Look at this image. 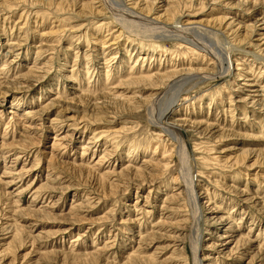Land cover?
Returning a JSON list of instances; mask_svg holds the SVG:
<instances>
[{
    "label": "rangeland",
    "instance_id": "rangeland-1",
    "mask_svg": "<svg viewBox=\"0 0 264 264\" xmlns=\"http://www.w3.org/2000/svg\"><path fill=\"white\" fill-rule=\"evenodd\" d=\"M59 1L0 0V264H195L197 205L188 190L172 197L184 178L264 254V109L251 103L264 105V0ZM189 20L202 31H174ZM171 67L189 75L133 81ZM167 114L185 120L183 153ZM129 148L151 161L138 177ZM239 253L216 264H247Z\"/></svg>",
    "mask_w": 264,
    "mask_h": 264
},
{
    "label": "bare ground",
    "instance_id": "bare-ground-1",
    "mask_svg": "<svg viewBox=\"0 0 264 264\" xmlns=\"http://www.w3.org/2000/svg\"><path fill=\"white\" fill-rule=\"evenodd\" d=\"M100 0H98V2H99ZM139 1L140 0H130V2H129V4H130V6L129 7H132V9H135V10H138V6H139ZM35 2V1H34ZM63 2H64V0H60L59 2H58V4H57V10H59V11H61V10H63V9H65L67 6L65 5V4H63ZM95 3H97L96 1H93L92 3H90V4H95ZM99 4V3H98ZM97 4V5H98ZM128 4V5H129ZM52 5V3H47L46 4V6H48V7H50ZM45 8V7H44ZM101 8V7H100ZM91 10H93V11H95L96 9H97V7H95V6H93V7H91L90 8ZM56 10V11H57ZM125 11V10H124ZM133 11V10H132ZM142 11H143V9H139V12H141L142 13ZM98 12V11H97ZM100 12V11H99ZM165 13V12H164ZM164 13L163 14H161L160 16H158V17H154L153 18V20H156L157 21V19H159L160 20V18L163 16H165L164 15ZM139 14V13H138ZM132 16V15H131ZM147 18V17H146ZM156 18V19H155ZM131 20V19H130ZM171 20V19H170ZM177 20V19H176ZM165 21V20H164ZM149 22V21H148ZM152 21H150V23H151ZM162 22V21H161ZM165 22H167V21H165ZM156 24H157V22H155ZM159 24H157V26H159V25H161L160 24V21L158 22ZM185 23V26H184V28H180V31L178 30V28H177V30H176V28H175V30L174 31H176L178 34L179 33H185L186 35H188L186 32L187 31H196V33H197V30H198V32H199V30L200 31H202L199 27H201V26H199V27H197L198 25H194V24H197V22L196 21H193V20H189V21H185L184 22ZM177 24V23H176ZM182 24H183V22H182ZM146 25V24H145ZM144 25V26H145ZM151 25H152V23H151ZM173 25H175V22H174V24ZM172 25V26H173ZM178 25V24H177ZM181 25V24H180ZM184 25V24H183ZM231 25V22L229 23V24H227L226 25V28H228L229 26ZM179 26V25H178ZM181 27V26H180ZM136 28V27H135ZM157 28V27H156ZM138 29V28H137ZM204 30V29H203ZM137 31V30H136ZM173 31V32H174ZM206 31V30H205ZM172 32V31H171ZM192 32V33H193ZM118 33V32H117ZM120 33V32H119ZM138 33V32H137ZM167 33V32H166ZM205 33V32H204ZM202 34V33H201ZM232 34V33H231ZM121 35V34H120ZM140 35V34H139ZM163 35V34H162ZM181 35V34H180ZM199 35V34H198ZM233 35V34H232ZM153 36V35H152ZM179 36V35H178ZM191 36V35H190ZM140 37V36H139ZM154 37V36H153ZM160 37V36H159ZM162 37V36H161ZM181 37V36H180ZM207 37H209V36H207ZM217 37V36H216ZM114 38V37H113ZM120 38V37H119ZM176 38H177V36H176ZM179 38V37H178ZM232 38H234V40L235 41H237V42H244V40H245V36H244V38H242V40H239L235 35H234V37H232ZM121 39V38H120ZM146 39V38H145ZM180 39V38H179ZM217 39V38H216ZM114 40V39H113ZM147 40V39H146ZM181 40V39H180ZM210 40V39H209ZM181 41H184V42H188L187 44L189 45V46H193V47H196V46H198V47H196L197 49H200L201 50V46H199L198 44L197 45H195L194 46V44H191V43H194V42H192L191 40V43H189V40L188 39H185V38H183V40H181ZM180 41V42H181ZM210 41H212V39L210 40ZM234 41V42H235ZM107 42V41H106ZM216 42V41H215ZM105 43V42H104ZM110 43V42H109ZM109 43H107V44H109ZM186 43H185V45H182V44H180L181 45V47H180V45H179V48H178V50H180V52H186V53H192V48H190V47H188L187 45H186ZM203 43V42H202ZM238 43V44H239ZM103 44V43H102ZM102 44H101V46H102ZM206 44V43H205ZM110 45H112V44H110ZM211 45V44H210ZM106 46V45H105ZM104 46V47H105ZM110 48H112V46L110 47ZM134 48V47H133ZM175 48V47H174ZM195 48V49H196ZM123 49V48H122ZM192 49V50H191ZM194 49V50H195ZM230 49V48H229ZM103 50V49H102ZM107 50V49H106ZM121 50V49H120ZM136 50V49H135ZM139 50V49H138ZM137 50V51H138ZM232 50H233V48H232ZM119 51V50H118ZM125 51V50H124ZM126 51H128V50H126ZM132 51V50H131ZM163 51V50H162ZM197 51V50H196ZM203 52H204V54L206 53V54H208V55H210V56H214L215 54H216V52H214V51H205V50H202ZM259 52H261V53H264L262 50H258ZM107 52V51H106ZM115 52V51H114ZM113 52V53H114ZM120 52V51H119ZM133 52V51H132ZM164 53H165V51H163ZM227 53H223V56H224V61H225V65H227L228 66V68L226 67V69H224V71H223V73L225 74V72L226 73H230V71H229V65H231V61H230V56L228 55L229 53V50L228 51H226ZM102 53V52H101ZM130 53V52H129ZM177 53V52H176ZM220 53V52H219ZM108 54V53H107ZM109 55V54H108ZM128 55V54H127ZM147 55V54H146ZM153 55H154V53H153ZM182 55V54H181ZM263 56H264V54H262ZM143 56V55H142ZM151 56V55H150ZM160 56V55H159ZM190 56V55H189ZM112 57V56H111ZM145 57V56H144ZM153 57V56H152ZM257 57V56H256ZM255 57V58H256ZM261 57L262 56H260V61H261ZM112 58H114V57H112ZM191 58V57H190ZM142 59H144V58H142ZM213 59V58H212ZM212 61V60H211ZM240 61H241V59H240ZM248 61V60H247ZM137 62V61H136ZM135 62V63H136ZM263 62V61H262ZM253 64V63H252ZM214 66V65H213ZM243 66V65H242ZM172 68V67H171ZM171 68H170V70H171ZM251 68V67H250ZM174 68H172V70H171V72H169L168 70H162V68H161V70H158L154 75H149L150 73H146V74H143V75H141L140 74V77H138L137 79H135V80H133V81H138V80H151V79H154V78H158L160 81V83L161 84H164L163 82H167V81H169L168 79L169 78H173V76L175 75V74H177L178 75V73L181 75V74H188L189 73V69H185V68H182V69H180V70H178L177 72L176 71H174L173 70ZM150 70V69H149ZM177 70V69H176ZM214 70V69H213ZM223 70V69H222ZM251 70V69H250ZM141 71V70H140ZM148 72V71H147ZM162 72V73H161ZM241 73V72H240ZM152 74V73H151ZM248 74H250L249 72H245V75H242V74H239V73H237L236 75H235V77H237L236 79H238V80H236V81H242L241 80V78H239V77H243L242 79H245V81H252L251 79L249 80V79H247L246 78V75H248ZM161 75H164V76H161ZM189 75V74H188ZM176 77V76H175ZM186 78V77H185ZM188 78V77H187ZM211 78H212V76H211ZM210 78V79H211ZM131 79V78H130ZM253 82H254V80H253ZM179 83V82H178ZM167 84H169L168 82H167ZM153 85V84H152ZM159 85V84H158ZM154 86V85H153ZM170 87H171V85H170ZM248 87H250V88H253V87H255V85L254 84H252V83H250V85H248ZM168 88V87H167ZM156 89H158V88H156ZM165 90H166V88H164ZM169 89V88H168ZM240 88L239 87H237V86H235V90H234V92H238V91H240L239 90ZM160 90V88L157 90L158 92H160L159 91ZM252 92H256V91H252ZM157 92H155L154 93V98L155 97H157L158 98V96H160V93H158V94H156ZM230 97V96H229ZM187 98V97H186ZM185 98V99H186ZM184 99V100H185ZM247 99V97L246 98H244V99H242L241 101H245ZM250 99V98H249ZM15 100H19V98H15ZM14 100V101H15ZM160 100V99H159ZM187 100V99H186ZM261 101V100H260ZM263 101V100H262ZM159 102V101H158ZM184 102V101H183ZM258 101H253V100H251V103H256L257 105H259L260 107H261V109H264V105L262 104V103H260V102H258ZM154 104H157V103H154ZM186 104V103H185ZM16 105V104H15ZM152 106V105H151ZM156 107V106H155ZM158 107V106H157ZM187 107V106H186ZM9 113H11V112H9ZM28 113L29 112H25L22 116H23V119L25 120V119H27L28 118ZM176 114H177V112H175ZM164 115V114H163ZM173 115V114H172ZM17 117V116H16ZM164 119H166V121L168 122L169 120L171 121V122H169L170 124L169 125H167V123H165V125H167L168 126V128H167V131L168 132H170L172 135H173V139H175L176 140V143H178V146H179V148H180V152H182V151H184V149H185V146L183 145V142L182 141H180V140H182V136L180 137L179 135H178V131H179V127H182L183 126V123H185V120H181V119H172V116H171V114H167L165 117H163ZM202 125V123H199V122H192V125ZM28 126V125H27ZM160 126V125H159ZM209 126H211V127H214V126H212V125H205V127H208L209 128ZM166 131V132H167ZM84 133V132H83ZM59 135L57 134V135H55V137H58ZM82 137V136H81ZM63 138H64V136L63 137H60L59 139H62V141H63ZM56 139H54V141H55ZM59 141V140H58ZM90 143V142H89ZM59 144H62V143H59ZM58 144V145H59ZM88 144V143H87ZM5 145V144H4ZM3 145V146H4ZM115 145V144H114ZM52 147H53V144L51 145ZM88 146V145H87ZM87 146H85V147H87ZM89 146H91V145H89ZM166 147V146H165ZM94 150L96 149V146L94 145L93 147H92ZM89 149V147L88 148H85L84 150H88ZM91 150V149H90ZM83 151V150H82ZM154 151V150H153ZM85 152V151H84ZM155 152V151H154ZM4 151H0V155L2 156V155H4ZM108 153V152H107ZM183 153V152H182ZM6 154V153H5ZM154 154V153H153ZM155 154H157V153H155ZM184 155H186L187 156V154L185 153ZM17 156V155H16ZM102 156H103V154H102ZM102 156H100L99 157V159H101L102 158ZM105 156H107V155H105ZM123 162H125V165H126V167L124 168V170L126 171V170H128V171H133V173H132V175H134V176H136V177H138L137 175H139L140 174V172H142V171H139L140 169H142V170H144V168L147 166V167H149V169L151 168V166L149 165V163L151 162V161H143V163L142 164H140V166H138L137 165V162L135 161V159H136V154L133 152V150H131V148H129L126 152H124L123 153ZM147 156V155H146ZM158 156V155H157ZM185 156V158H188V157H186ZM150 157V156H149ZM167 157V156H166ZM166 157H165V161H166ZM154 158H156L155 156H154ZM168 158V157H167ZM4 159H5V157H4ZM17 159H19V158H16V160ZM147 159V158H146ZM161 159V158H160ZM164 159V158H163ZM170 159V158H169ZM6 160V159H5ZM149 160H151V159H149ZM156 160V159H155ZM216 160V159H215ZM4 161V160H3ZM164 161V160H163ZM168 161V160H167ZM100 161L98 160V161H95V163L93 164V168H95V167H98L99 166V163ZM172 162V161H171ZM1 163H2V161H1ZM101 163V162H100ZM173 163V162H172ZM169 165V164H168ZM157 166H158V164H157ZM161 166H162V164H161ZM164 166V165H163ZM169 166H171V165H169ZM92 166H90V168H91ZM134 167H136V168H134ZM131 168H134V169H131ZM154 168V167H153ZM170 168V167H169ZM97 169V168H96ZM163 169H165L164 167H163ZM123 170V169H122ZM135 170V171H134ZM152 170V169H151ZM162 171V170H161ZM183 171V170H182ZM108 172V171H107ZM121 173V172H120ZM183 174V173H182ZM110 175V174H109ZM179 176V175H178ZM200 176V175H199ZM177 177V176H176ZM183 177V176H182ZM190 177V176H189ZM226 178H228V176L226 175L225 176ZM225 177H223V178H225ZM237 179V176H233V178L231 179L233 182L235 181ZM174 180V179H173ZM173 180H171V181H173ZM185 182H184V184L183 185H181V187H182V189L181 190H179L177 193H175L174 195H172V197L174 198V199H177V197L179 196V195H186L185 193H186V191L188 190V193H190V195H191V197H192V199H193V201H194V204L195 205H197V206H195V210H194V214H198V217L197 218H195L196 219V222H195V226H194V237H195V239H194V241H193V244H192V252H193V255H194V263L195 264H202L201 262H205V264H216L217 262H218V257H229L230 255H233V254H237L238 252H240L239 254H238V256H236L234 259H236V260H242V258L243 257H246V256H248L249 257V260H248V262H247V264H264V254L261 252V249L259 250V248H258V246H256V244H255V241L254 240H245V238L244 239H242V238H239L238 237V234H237V232H236V230H235V228H234V224H235V222H233V221H230L229 220V218L228 217H226L225 215H224V212H222V211H220V209L219 208H217V207H210L211 205H210V203H208V201H207V195L206 196H204V197H202V200H204V201H202V202H200V200H201V194H199L198 192H196L194 189L195 188H197V187H195L194 185H193V183L191 182V179L190 178H187V179H183ZM170 181V182H171ZM174 182V181H173ZM176 183V182H175ZM174 183V185H176ZM10 185V184H9ZM204 186V185H203ZM201 187H202V185H201ZM236 187V186H235ZM174 188H178V187H174ZM173 188V189H174ZM229 188H233V189H235V193L236 194H239V195H241V196H244V199L246 200V201H253L254 200V198H252V197H249L244 191H239V189H236V188H234L233 186H231V187H229ZM66 190H68V188H65V190L64 191H66ZM203 190H205V189H203ZM214 194H216V193H214ZM74 195V194H73ZM213 195V194H212ZM217 198H219V197H217ZM72 201V200H71ZM174 201H176V200H174ZM200 203V204H199ZM213 203V202H212ZM136 204V203H135ZM134 204V205H135ZM213 205V204H212ZM214 206V205H213ZM216 206V205H215ZM162 208V207H161ZM79 209V208H78ZM163 209V208H162ZM76 211V210H75ZM193 211V210H192ZM185 212V211H184ZM199 212H200V214H199ZM218 212V213H217ZM219 212H221L222 214L221 215H219ZM42 214V213H41ZM77 215V214H76ZM190 219H191V217H190ZM201 220H203L204 222H205V224H207V227L209 228V227H211L212 229H207V230H205L204 229V233H203V235H208L209 236V238H208V240L207 239H204L203 241H202V236H201V234H200V227L198 226V224H199V222H201ZM180 221V220H179ZM185 221V220H184ZM187 221V220H186ZM190 221V220H189ZM34 222V221H33ZM191 222V221H190ZM234 224H233V223ZM37 223V222H36ZM130 223H131V221H130ZM184 222H181V225L178 223V225H180V226H178L177 227V229H179L180 231H184V225L182 226V224H183ZM194 223V222H193ZM32 224V223H31ZM34 224H35V222H34ZM191 224V223H190ZM36 225V224H35ZM194 225V224H193ZM237 228V227H236ZM186 231V230H185ZM153 232V231H152ZM187 232V231H186ZM140 237V236H139ZM145 237V236H144ZM177 237V236H176ZM176 237L174 238L175 239V242H181V239H180V237L179 238H177L176 239ZM206 240L208 241V242H206ZM143 241V240H142ZM203 242H204V244H203ZM240 243H242V245L240 244ZM175 246H178V244H175ZM180 249V248H179ZM209 251L208 253H207V255H205V256H199V253L201 252V251ZM220 257V258H221ZM229 261V260H228Z\"/></svg>",
    "mask_w": 264,
    "mask_h": 264
}]
</instances>
